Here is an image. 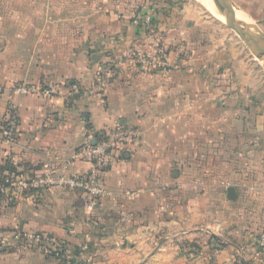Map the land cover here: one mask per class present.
Segmentation results:
<instances>
[{
    "label": "crops",
    "instance_id": "obj_1",
    "mask_svg": "<svg viewBox=\"0 0 264 264\" xmlns=\"http://www.w3.org/2000/svg\"><path fill=\"white\" fill-rule=\"evenodd\" d=\"M233 1L264 43V0ZM137 53H162L172 68L145 72ZM106 66L115 77L98 94ZM20 84L54 96L17 94ZM0 87V120L11 105L19 112L15 142H0V170L9 161L22 174L44 164L83 174L80 147L117 126L142 131L104 175L109 196L94 211L62 188L7 193L0 239L49 234L81 264H264V79L241 41L192 3L0 0ZM14 241L0 264H61Z\"/></svg>",
    "mask_w": 264,
    "mask_h": 264
},
{
    "label": "built area",
    "instance_id": "obj_2",
    "mask_svg": "<svg viewBox=\"0 0 264 264\" xmlns=\"http://www.w3.org/2000/svg\"><path fill=\"white\" fill-rule=\"evenodd\" d=\"M151 18L148 17L144 26H149ZM141 68L148 73L157 71L169 72L172 68L167 57L159 53L154 57L137 53ZM115 77L114 69L111 66L102 67L97 76L96 89L98 94H103ZM74 93H80L78 84L71 85ZM2 88L0 87V90ZM13 91L20 95H37L43 98H52L54 90L46 85L20 84L13 87ZM5 128L0 135V142L12 145L18 135L19 112L16 105H11L4 116ZM142 139V131L132 126H117L108 131L102 139L94 144H86L78 150L77 159L90 165L86 173L73 175L60 173L50 164H44L39 171L29 173H0V197L7 193L31 194L41 196L42 193L55 188H62L72 192H78L85 200L88 211H94L98 204L109 192L103 183L104 175ZM26 245H33L50 256L57 258L61 264H81L75 262L58 245L55 237L44 233H30L19 231L16 235H6L0 239V248L12 247L14 241ZM257 255L264 256V233L258 236ZM88 250V246L82 248Z\"/></svg>",
    "mask_w": 264,
    "mask_h": 264
},
{
    "label": "water",
    "instance_id": "obj_3",
    "mask_svg": "<svg viewBox=\"0 0 264 264\" xmlns=\"http://www.w3.org/2000/svg\"><path fill=\"white\" fill-rule=\"evenodd\" d=\"M221 8L224 11H233L236 13V20L238 29L236 30L242 41L245 43L248 51L252 54L256 61H258L262 66H264V54H261L257 50V41L261 38L257 31L254 29L253 25L250 23L247 16L238 7V5L233 0H217ZM229 200H236L237 194L236 189H228Z\"/></svg>",
    "mask_w": 264,
    "mask_h": 264
},
{
    "label": "bare ground",
    "instance_id": "obj_4",
    "mask_svg": "<svg viewBox=\"0 0 264 264\" xmlns=\"http://www.w3.org/2000/svg\"><path fill=\"white\" fill-rule=\"evenodd\" d=\"M200 1H202L203 4L206 5L209 11H212L211 13H213V15L216 18L220 19L225 24L230 25L235 30L238 29L235 12L229 10L224 11L217 0H200ZM257 50L261 54H264V43L261 40L257 41Z\"/></svg>",
    "mask_w": 264,
    "mask_h": 264
},
{
    "label": "rangeland",
    "instance_id": "obj_5",
    "mask_svg": "<svg viewBox=\"0 0 264 264\" xmlns=\"http://www.w3.org/2000/svg\"><path fill=\"white\" fill-rule=\"evenodd\" d=\"M188 2L192 3L198 11H200L203 15V17L214 23V24H218L221 26L226 27L228 30H230L237 38L238 40L241 41L242 45L244 46V48H246L248 55H250L251 60L253 61V63H255L256 65H258V70L261 72L262 77L264 79V66H262L258 61L255 60V58L252 56V54L248 51L245 43L242 41V39L240 38L239 33L232 27H230V25L225 24L224 22H222L220 19L216 18L213 13H211L212 11H209V9L206 7L205 4H203L202 1L200 0H187ZM205 5V6H204Z\"/></svg>",
    "mask_w": 264,
    "mask_h": 264
},
{
    "label": "trees",
    "instance_id": "obj_6",
    "mask_svg": "<svg viewBox=\"0 0 264 264\" xmlns=\"http://www.w3.org/2000/svg\"><path fill=\"white\" fill-rule=\"evenodd\" d=\"M5 124H6V122H4V119H1L0 120V135H1L2 131H3V129L5 128ZM0 171H1L2 174H4V173H15L16 174L17 173L16 168L13 166L12 163H9V161L6 162L5 165H3L1 167ZM214 239L218 243L219 247H224L225 246L223 243H221L220 239H217V238H214Z\"/></svg>",
    "mask_w": 264,
    "mask_h": 264
}]
</instances>
